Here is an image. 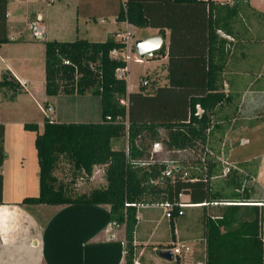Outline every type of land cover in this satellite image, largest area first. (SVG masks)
<instances>
[{"label":"trees","instance_id":"1","mask_svg":"<svg viewBox=\"0 0 264 264\" xmlns=\"http://www.w3.org/2000/svg\"><path fill=\"white\" fill-rule=\"evenodd\" d=\"M6 7L7 0H0V45L9 42ZM223 7L212 0H162L147 5L125 0L121 4L117 21L140 29L156 28L162 38L165 30L169 32L167 45L162 44L151 58L167 57L168 85L158 87L152 95L128 93L125 77L116 76V70L125 68L127 63L121 56L110 55L112 50L121 53L126 48L114 36L103 42L79 38L69 42L45 41V95L99 97L101 120L58 123L45 118L41 131L36 123L23 124L24 130L35 134L39 194L25 197L19 205H107L114 225L124 227V262L133 264L139 206L168 203L173 219L178 215L183 194L189 195L191 203L227 202L221 193L210 191V160L199 162L188 156L185 162L176 154L205 147L214 110L226 100L218 84L224 41L216 34L218 29L224 30L218 16ZM7 83L8 74L4 73L0 86ZM197 105L201 108L198 116L194 114ZM123 136L126 149H113L111 141ZM3 138L4 125L0 123V165L5 158ZM155 142L163 150L149 160ZM61 160L87 177L92 175L94 166H104L106 185L74 194L72 186L55 174ZM183 166H191L196 172L182 178ZM169 168L170 174L165 175ZM227 173L225 177H233L230 169ZM1 188L0 173V203ZM226 197L234 199L231 202L239 199L245 203L249 198L246 193ZM243 206L255 209L248 221L239 220ZM257 207L229 204L220 219L205 220L206 264H263ZM221 227L225 232H221Z\"/></svg>","mask_w":264,"mask_h":264},{"label":"crops","instance_id":"2","mask_svg":"<svg viewBox=\"0 0 264 264\" xmlns=\"http://www.w3.org/2000/svg\"><path fill=\"white\" fill-rule=\"evenodd\" d=\"M138 1L147 5L162 0ZM212 1L224 4L223 9L220 8L218 12L224 30L218 29L216 34L224 41V54L219 58L221 72L218 84L226 100L214 110L205 147L214 144L216 136H226L228 143L231 144L228 161L235 164L230 169L233 177L222 176L219 165L211 162L213 170L209 179L210 191L221 193L227 202L191 203L189 195L183 194L180 200L188 206L181 208L183 213L173 219L165 217L164 212L153 214L154 209H162L161 206H139L134 232L136 247L133 264H176L175 261L178 264H206L205 220L220 219L223 208L229 204L258 206V238L263 244L264 264V182L261 180L264 168V0ZM121 4V0H18L17 2L7 0L6 35L9 42L0 45V51L4 45L16 47L36 40L42 43L49 40L69 42L79 38L103 42L110 36L115 37L120 30L131 33L128 43L129 40L133 43L132 31L137 28L126 22L117 21ZM40 10L46 15L45 18L40 15ZM21 11L34 13L36 17L28 19V22L24 13L19 14ZM164 13L169 12L164 11ZM39 17V29L43 37L35 39L32 34L27 37L25 22L30 25ZM142 29L148 33H142L138 39L159 35L156 28ZM168 35V30H165L164 38L161 37L165 46L168 43ZM16 59L9 52L4 59L0 56L1 68L5 69L0 71V81L2 74L7 73L10 79L16 82L15 88L7 83L9 90L6 85L0 86V102L14 96L12 90L26 92L38 109L42 110V103H48L44 86L43 91L36 97L29 81L23 79L21 77L23 75L9 63ZM148 60L160 62L164 66L162 70L165 75L164 82L155 85L151 93L134 91L127 85L128 93L141 92L152 95L158 87L168 85L167 57L160 56ZM17 79L28 82L27 90L19 87ZM86 97L88 100L82 102L85 109L75 113L76 117L83 119L70 122H89L86 121L89 119L85 118H89L94 113L89 110L91 105L97 106L100 110L99 97L97 102L91 100L95 98L91 95L73 98ZM13 101L0 105L13 112L22 111L17 108L21 106ZM49 118L55 121L50 115ZM0 123L4 125L5 153L0 165L2 176L0 264H125L124 227L114 225L107 205H19L25 197H36L39 194L35 136H29L30 131L23 129V124L26 123L23 119H4L0 115ZM36 124L41 131L43 123ZM117 140L111 141V147L124 149L115 145ZM178 157L187 162L188 156ZM97 167H100L104 173V166H94L93 170ZM183 171L187 174L196 172L191 166H183ZM94 175L95 172L88 179L86 187L88 190L84 189L81 193L106 185L105 178L101 183L95 184ZM233 193H246L249 197L246 199L248 202H240L242 200L239 199H236L238 202H231L230 200L234 199L225 198L226 195ZM254 210L250 207H241L239 220H250ZM197 221L199 225L196 224ZM195 226H199L201 233L200 248L192 244L190 232ZM225 230L221 227V232ZM180 245L189 247L191 252L184 253L182 257H174L172 261L164 260L158 255L159 251H172V248ZM224 264L247 263L225 261Z\"/></svg>","mask_w":264,"mask_h":264},{"label":"rangeland","instance_id":"3","mask_svg":"<svg viewBox=\"0 0 264 264\" xmlns=\"http://www.w3.org/2000/svg\"><path fill=\"white\" fill-rule=\"evenodd\" d=\"M14 2H17L18 0H13ZM122 3V0H121ZM113 5V4H111ZM24 13L26 15V20L34 19L36 16L34 13L29 14V12L21 11L19 14ZM40 15L45 18V14L42 12V10L39 11ZM42 13V14H41ZM34 14V15H33ZM24 19V20H25ZM28 20V22H29ZM35 22H40L35 20ZM33 22V23H35ZM27 24L26 25V34L27 37L31 34V27L33 25ZM29 27V29H28ZM121 34H125L126 32L124 30H120ZM134 37L131 40H129L128 43V49L125 51L123 55L127 56V74L125 73V79L127 82V85L129 89L134 91H142L144 93H151L153 91L155 85L161 84L165 80V75L162 70H164V66L160 64V62L150 61L148 59L141 60L138 55L136 54L134 50V42L138 40V38L141 36L142 33H148L146 30L137 28L135 31H132ZM31 36V35H30ZM224 50V47L222 51ZM12 53L17 59L14 61L9 62L11 65H13L14 68H16L20 74H22L23 79L26 78V81H29V84L34 90V94L37 97L41 91H43V71H44V51H43V43L40 40H36L34 42L28 41L27 43H23L21 45H17L16 47L12 45H4L2 46V49L0 51V56L4 59L7 52ZM6 52V54H5ZM224 52L221 56H223ZM220 55V54H219ZM218 56V55H217ZM219 57V56H218ZM220 58V57H219ZM4 68H1L0 63V71H4ZM145 82V85H142V83ZM8 83H10L11 87H16V82L14 83L9 75H8ZM6 87L9 90L8 85L6 84ZM43 93V92H42ZM12 94H15L12 96L9 100L6 101L3 100L0 102V104L8 103L12 100L13 102H17V107L22 111H19L17 113L16 111L13 112L11 110L6 109L3 107V105H0V115L4 117V119H12V120H22L26 123H43L45 117L43 115L42 110H39L36 104H34L31 101V98L28 96V93L26 92H15L12 90ZM8 95V94H7ZM92 96V95H91ZM78 96H67V95H57L54 97H45L48 100V103L52 105V111L49 115L53 117V119L56 122L59 123H81V122H70L77 119H83L81 117H76V112H81L85 109V106L82 102H86L88 99L86 98H73ZM1 98V96H0ZM92 98V97H89ZM94 100V102H97L98 97L95 96V98L91 99ZM48 103H42V108H45ZM224 103V102H223ZM41 108V109H42ZM89 110L94 111V113L89 116V119L86 121H89L90 123H98L101 120V114L99 108L96 106H90ZM29 136H35L33 132H28ZM162 135H165V133H162ZM244 144L245 141H242ZM115 145L118 146V148H124L127 147V141L126 137H120L115 142ZM230 143H228V139L226 136H216L214 144L211 146H206L201 149L200 146L197 147L196 150H184L177 152L176 154L178 156H194L198 159L199 162H203L205 160H210L211 162H216L217 165H219L220 169L222 170L221 175L225 177L224 173L225 170L232 169L235 164L228 161L229 157V147ZM162 147V145H161ZM152 149V148H150ZM163 149V148H162ZM151 152V150H150ZM218 167V166H217ZM218 167V168H219ZM191 171V169H189ZM95 172V184L101 183V181L105 178L104 173L100 167L95 168L93 170V173ZM55 174L64 182H68L69 185L72 186L74 194H81L82 190H88L87 184L89 177L85 176L82 171H75L72 166H70L66 161L61 160L60 164L56 167ZM190 174V172H189ZM228 174V173H227ZM261 180L264 182V168L261 176ZM163 209V208H162ZM161 208L154 209L153 214L158 215L164 212ZM197 218V217H196ZM199 222L197 221L196 224ZM195 229V230H194ZM196 231V232H195ZM200 229L199 226H195V228H192L190 235H192V240L194 246H198L199 248L202 247V243L199 241L200 236ZM196 244V245H195Z\"/></svg>","mask_w":264,"mask_h":264},{"label":"built area","instance_id":"4","mask_svg":"<svg viewBox=\"0 0 264 264\" xmlns=\"http://www.w3.org/2000/svg\"><path fill=\"white\" fill-rule=\"evenodd\" d=\"M124 2H125V0H122V3H124ZM39 20H40V17L38 18V21ZM30 29H31V34H32V37L33 38H35V39H41L43 37V34H42L41 30L39 29L38 22H35ZM130 36H131V33H129V32H126L125 34H121V33L117 32L115 34V39L116 40H119V41L125 43V45H126L125 51L128 49L127 48L128 47V39L130 38ZM125 51L119 53V51H117V50H112L110 52V55L111 56H114V57L121 56L127 62V56L128 55L127 54L126 55H123L125 53ZM66 63H68V62H66ZM125 73H126V67L125 68H118L116 70V76L119 77V78L125 77ZM17 82H18L19 87L21 89L27 90V88H28V82H26L24 80H18V79H17ZM145 84H146L145 82L142 83V85H145ZM121 103H124V101L121 100ZM42 112H43L45 118L51 120L49 118V113L52 112V106L51 105H48L45 108H42ZM200 113H201V108L197 105L196 106V112L194 114L198 116ZM151 148L152 149H151V152H150L149 160L152 159V157H153L154 154H160V153H162V150H163L162 147H161V144L158 143V142L153 143L152 146H151ZM228 171H229V169L227 168L225 170V172H224V175ZM170 172H171V170L169 168V169H167L165 171L164 174L165 175H169ZM187 175H188L187 172H183L182 173V178H186ZM178 206H179L178 215H181L183 212L180 209L181 208H184V207H186L188 205L181 203ZM161 207L164 208V215H165V217L170 218V210L169 209H170L171 206L168 203H165V204H162ZM188 252H191V250H190L189 247H187L185 245L175 246L174 248H172V253H173L174 257H182V255L184 253H188Z\"/></svg>","mask_w":264,"mask_h":264},{"label":"water","instance_id":"5","mask_svg":"<svg viewBox=\"0 0 264 264\" xmlns=\"http://www.w3.org/2000/svg\"><path fill=\"white\" fill-rule=\"evenodd\" d=\"M162 42V38L159 35L149 36L136 40L133 46L138 57L144 60L152 58L154 53L161 47ZM158 255L167 261H172L174 259L171 250L159 251Z\"/></svg>","mask_w":264,"mask_h":264}]
</instances>
